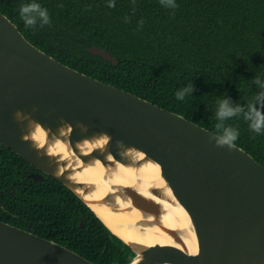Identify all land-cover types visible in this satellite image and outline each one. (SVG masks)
Returning a JSON list of instances; mask_svg holds the SVG:
<instances>
[{
  "label": "water",
  "instance_id": "1",
  "mask_svg": "<svg viewBox=\"0 0 264 264\" xmlns=\"http://www.w3.org/2000/svg\"><path fill=\"white\" fill-rule=\"evenodd\" d=\"M212 134L61 63L0 12V144L87 206L126 264H264V165ZM0 264L95 263L0 220Z\"/></svg>",
  "mask_w": 264,
  "mask_h": 264
},
{
  "label": "trees",
  "instance_id": "2",
  "mask_svg": "<svg viewBox=\"0 0 264 264\" xmlns=\"http://www.w3.org/2000/svg\"><path fill=\"white\" fill-rule=\"evenodd\" d=\"M0 0V12L33 45L93 78L125 89L216 132L217 99L247 104L264 79V0H35L50 23L26 28L20 7ZM125 18H128L127 20ZM141 21L142 26H141ZM106 49L117 64L86 51ZM193 83L192 96L175 93ZM240 146L264 165V133L242 116ZM33 165L0 144V220L54 240L95 264H126L129 247L56 179L30 178ZM81 223V224H80Z\"/></svg>",
  "mask_w": 264,
  "mask_h": 264
},
{
  "label": "clouds",
  "instance_id": "3",
  "mask_svg": "<svg viewBox=\"0 0 264 264\" xmlns=\"http://www.w3.org/2000/svg\"><path fill=\"white\" fill-rule=\"evenodd\" d=\"M160 3L166 8H176L178 5L175 0H160ZM109 7H114L113 0H109ZM20 16L26 28H34L39 22L40 26L50 23L49 11L42 7L41 4L35 2L21 5ZM126 20L128 18H125ZM141 21V26H142ZM253 83L259 89L246 105L233 103L228 97L217 99V108L215 111L216 124L215 134H212L209 139L213 140L217 147L227 146L229 150L235 148L236 142L240 136L238 126L227 124L226 122L234 117L242 116L243 119L249 122V128L252 132L259 135L264 133V79L260 75H256ZM194 91L193 83L179 89L175 95L178 100H184L188 96H192Z\"/></svg>",
  "mask_w": 264,
  "mask_h": 264
},
{
  "label": "flooded vegetation",
  "instance_id": "4",
  "mask_svg": "<svg viewBox=\"0 0 264 264\" xmlns=\"http://www.w3.org/2000/svg\"><path fill=\"white\" fill-rule=\"evenodd\" d=\"M31 165H32V164H31ZM34 168H35V167H34ZM35 169H36V168H35ZM31 172H37V169H36V170H30L29 173H31ZM29 173H28V174H29ZM28 174H27V175H28ZM28 176H29V175H28ZM30 178H31V177H30ZM32 179H33V178H32ZM45 179H46V176H45ZM45 179H44V180H45Z\"/></svg>",
  "mask_w": 264,
  "mask_h": 264
},
{
  "label": "bare ground",
  "instance_id": "5",
  "mask_svg": "<svg viewBox=\"0 0 264 264\" xmlns=\"http://www.w3.org/2000/svg\"><path fill=\"white\" fill-rule=\"evenodd\" d=\"M127 239V238H126Z\"/></svg>",
  "mask_w": 264,
  "mask_h": 264
}]
</instances>
